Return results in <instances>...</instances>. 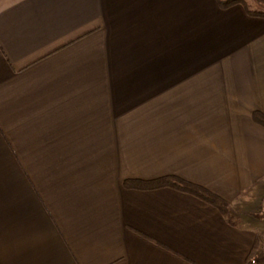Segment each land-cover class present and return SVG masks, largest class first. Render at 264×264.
<instances>
[{
    "label": "crops",
    "instance_id": "obj_1",
    "mask_svg": "<svg viewBox=\"0 0 264 264\" xmlns=\"http://www.w3.org/2000/svg\"><path fill=\"white\" fill-rule=\"evenodd\" d=\"M253 111L264 18L239 4L0 0V264H264ZM163 176L232 221L122 184Z\"/></svg>",
    "mask_w": 264,
    "mask_h": 264
},
{
    "label": "trees",
    "instance_id": "obj_2",
    "mask_svg": "<svg viewBox=\"0 0 264 264\" xmlns=\"http://www.w3.org/2000/svg\"><path fill=\"white\" fill-rule=\"evenodd\" d=\"M264 3V0H259ZM218 6L226 8L233 4H239L245 13L249 16H256L264 18V10L251 8L246 0H216ZM252 120L258 125L264 127V113L260 111H253ZM122 184L129 188L134 189H155L160 187H170L176 190L189 193L200 200L207 202L214 206L223 215L226 221L231 222V214L229 210L228 203L218 197L217 195L211 193L202 186L190 183L176 176H163L150 180L142 179H125ZM264 241V233H257L256 241L252 246V251L259 247Z\"/></svg>",
    "mask_w": 264,
    "mask_h": 264
},
{
    "label": "rangeland",
    "instance_id": "obj_3",
    "mask_svg": "<svg viewBox=\"0 0 264 264\" xmlns=\"http://www.w3.org/2000/svg\"><path fill=\"white\" fill-rule=\"evenodd\" d=\"M246 2L248 3V5L251 8H256V9H263L264 10V3H262L259 0H246ZM254 262V261H253Z\"/></svg>",
    "mask_w": 264,
    "mask_h": 264
}]
</instances>
